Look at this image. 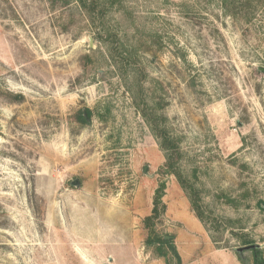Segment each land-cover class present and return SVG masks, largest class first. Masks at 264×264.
I'll return each mask as SVG.
<instances>
[{"label":"rangeland","instance_id":"374dc122","mask_svg":"<svg viewBox=\"0 0 264 264\" xmlns=\"http://www.w3.org/2000/svg\"><path fill=\"white\" fill-rule=\"evenodd\" d=\"M90 4L0 0V264H252L264 0ZM162 182L180 263L145 245Z\"/></svg>","mask_w":264,"mask_h":264},{"label":"trees","instance_id":"16d2710c","mask_svg":"<svg viewBox=\"0 0 264 264\" xmlns=\"http://www.w3.org/2000/svg\"><path fill=\"white\" fill-rule=\"evenodd\" d=\"M78 1L80 5L87 11H90L89 10L90 5H91L90 3L94 2V0H78ZM15 97L18 99V101L19 99L24 98V96L19 95V94L16 95ZM92 113H93L92 110L89 108L79 110L76 114L75 119L82 125H87L90 123L89 120L92 116ZM157 134H158L157 136L162 138V135L160 133H157ZM168 141L169 140L166 137L165 139L163 138V140L161 141L160 145L165 150L169 149ZM177 177L181 185L184 186V180L181 177V175L177 174ZM164 194H165V184L164 182H162L156 189L152 213L149 216H147L144 220L145 227L149 231L148 236L145 240V245H146V248L148 249L152 248L155 254L160 257H167L170 253L175 255L177 257L178 262L180 263L181 257H180V254L178 253L174 240L172 238L167 239L165 236L158 233L155 228V220L160 217L162 209L164 210L165 208V204L163 202ZM192 205H193V209L197 217H199V219L204 222V216H203L201 207L193 197H192ZM251 243H253L251 240H247L243 238V244L248 245ZM250 251L252 253V258H251L252 264H264V255L260 248H253V249H250ZM239 257L242 261H244L243 256L241 254H239ZM247 261L249 262V259H247Z\"/></svg>","mask_w":264,"mask_h":264},{"label":"water","instance_id":"95a60500","mask_svg":"<svg viewBox=\"0 0 264 264\" xmlns=\"http://www.w3.org/2000/svg\"><path fill=\"white\" fill-rule=\"evenodd\" d=\"M260 247V244L258 243H253V244H248V245H243L241 247H237L236 248V251L239 253V254H242L244 251L246 250H250V249H253V248H259Z\"/></svg>","mask_w":264,"mask_h":264},{"label":"crops","instance_id":"0c3cea01","mask_svg":"<svg viewBox=\"0 0 264 264\" xmlns=\"http://www.w3.org/2000/svg\"><path fill=\"white\" fill-rule=\"evenodd\" d=\"M126 235H127V234H126ZM126 235H125V236H126Z\"/></svg>","mask_w":264,"mask_h":264}]
</instances>
